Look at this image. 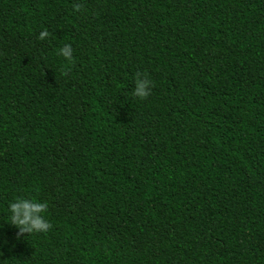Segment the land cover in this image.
<instances>
[{
	"label": "trees",
	"instance_id": "obj_1",
	"mask_svg": "<svg viewBox=\"0 0 264 264\" xmlns=\"http://www.w3.org/2000/svg\"><path fill=\"white\" fill-rule=\"evenodd\" d=\"M0 264H264V0H0Z\"/></svg>",
	"mask_w": 264,
	"mask_h": 264
},
{
	"label": "clouds",
	"instance_id": "obj_2",
	"mask_svg": "<svg viewBox=\"0 0 264 264\" xmlns=\"http://www.w3.org/2000/svg\"><path fill=\"white\" fill-rule=\"evenodd\" d=\"M74 10L79 11L80 5L74 4ZM49 37V32L45 28L40 31L37 39L44 41ZM57 55L64 58L65 61L71 63L73 60V50L70 44H65L59 48ZM67 75V72H63ZM152 81L148 78L147 74L137 72L135 74L134 86L132 88L131 96L138 100L146 99L151 92ZM47 203L38 201L32 198L17 196L7 204V219L8 224L17 229V237L23 234H39L47 232L51 224L45 218Z\"/></svg>",
	"mask_w": 264,
	"mask_h": 264
}]
</instances>
